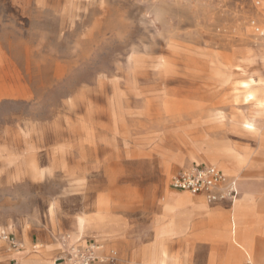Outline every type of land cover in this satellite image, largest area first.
Instances as JSON below:
<instances>
[{"label": "rangeland", "instance_id": "obj_1", "mask_svg": "<svg viewBox=\"0 0 264 264\" xmlns=\"http://www.w3.org/2000/svg\"><path fill=\"white\" fill-rule=\"evenodd\" d=\"M256 1L0 0V264H53L88 245L95 264H156L163 251L238 264L229 236L168 197L229 211L170 187L212 165L246 184L236 201L259 192L264 213ZM86 218L102 233L81 235Z\"/></svg>", "mask_w": 264, "mask_h": 264}, {"label": "built area", "instance_id": "obj_2", "mask_svg": "<svg viewBox=\"0 0 264 264\" xmlns=\"http://www.w3.org/2000/svg\"><path fill=\"white\" fill-rule=\"evenodd\" d=\"M255 7L259 8L264 16V3L258 0ZM251 24L255 34L264 38V28L255 22ZM170 187L178 192L202 196L208 204L213 205H232L238 195L237 180L225 176L215 166H191L181 170L171 179ZM13 246L15 247L14 244ZM98 251L99 247L96 245L72 247L67 254L55 259L53 264H95L99 260Z\"/></svg>", "mask_w": 264, "mask_h": 264}, {"label": "crops", "instance_id": "obj_3", "mask_svg": "<svg viewBox=\"0 0 264 264\" xmlns=\"http://www.w3.org/2000/svg\"><path fill=\"white\" fill-rule=\"evenodd\" d=\"M205 166H212V165H205ZM249 167L252 168L253 166L251 165ZM221 172L223 173V171H221ZM224 175L229 177V178H234V176H228L226 174H224ZM241 183H242V185H241ZM245 185L246 184H243V181H240V189L238 187V190L244 189ZM250 188L251 189L247 193L250 196H248V198H246L244 200H240L238 203V206L236 208V211H235L236 216H237L238 221H239V224L237 226L238 229H237L236 239H237L238 243H240V244H244L247 241V243L249 245L247 250L251 254L253 261L256 260V258H257L260 261V264H264V213L259 212L257 210L258 205L255 204V198L257 197V194L259 192H257L255 189H253L251 185H250ZM181 193H185V192H181ZM240 194L243 195L244 191H242ZM192 196H194V195H192ZM198 197L201 198L202 196H198ZM208 205H213V204H208ZM191 209H193V207ZM231 211H232V205H231V208L229 211L211 209V210H209V215L201 214L200 216L204 219L205 224L208 227L216 228V227H213L210 225L209 216L210 215H215V216H221L222 215L223 217L228 218ZM200 221H201V219H200ZM206 229H207V227L205 228V230ZM217 229L222 230L224 232L223 233L224 238H227L228 236H229V238H231L230 230L226 231V229H224V228H217ZM201 235H203L202 232H201ZM232 244L233 243L231 241L230 247H229L230 254H233L236 251L238 252V256H237L235 262L238 264L239 263H246L245 258L240 253V249H238L237 247H235ZM228 258L229 257H224L222 264H227L226 260H228ZM210 262H211V259L209 261V264H210Z\"/></svg>", "mask_w": 264, "mask_h": 264}, {"label": "bare ground", "instance_id": "obj_4", "mask_svg": "<svg viewBox=\"0 0 264 264\" xmlns=\"http://www.w3.org/2000/svg\"><path fill=\"white\" fill-rule=\"evenodd\" d=\"M260 2L264 3V0H260ZM246 99L252 100L253 94L251 92L247 93ZM258 124H259V122H258ZM258 124L252 118L244 120V127L250 133H255L256 131H258V129H259ZM227 157L228 156L224 154V158H227ZM221 168L225 169L222 165H221ZM247 193H248V191L245 190L244 194L243 195L240 194L239 199L236 201V198L238 197V195H237V197L235 198V200L232 204V211L230 212L229 217L228 218L226 217L228 220L225 217H223L222 215L221 216L210 215L209 216V223L211 226L216 227V228L229 227L230 234H231V241H232L233 245L235 247H237L238 249H240V253L245 258L246 264H254L253 258L251 256V254L249 253V251L247 250L248 246H249L247 241L244 244H240V243H238V241L236 239V234H237V229H238L237 226L239 224V221H238V218L236 216L235 211H236V208L238 206L239 201L244 200V199L248 198V196H250ZM168 198H169V200H171L172 206L175 208L176 207L177 208H184L188 205H191L193 207L192 211L195 214H197V215H201V214L209 215V211H207V207L205 206V203H203L201 200H194L190 197L183 196V195L182 196L178 195V197L177 196H169ZM168 221H169V223H168L169 227L170 228L173 227L174 226L173 220L170 219ZM75 226H76L77 231L81 235H83L86 232H92V231L96 232V233H102V229H101V225L99 224V221L94 220L92 218L79 219L76 222ZM159 259L160 260H158L156 264H178L176 260L168 259V256H167L165 251L162 252ZM210 264H222V263H220V262L217 263L215 261H211Z\"/></svg>", "mask_w": 264, "mask_h": 264}]
</instances>
